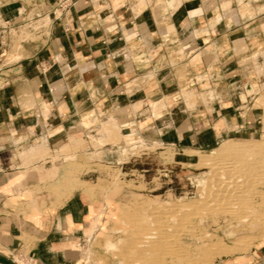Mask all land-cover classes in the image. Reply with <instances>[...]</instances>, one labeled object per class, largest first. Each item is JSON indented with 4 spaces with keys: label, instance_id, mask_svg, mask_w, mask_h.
Masks as SVG:
<instances>
[{
    "label": "crops",
    "instance_id": "obj_1",
    "mask_svg": "<svg viewBox=\"0 0 264 264\" xmlns=\"http://www.w3.org/2000/svg\"><path fill=\"white\" fill-rule=\"evenodd\" d=\"M61 1L40 0L49 32L19 44L8 34L19 7L0 5V253L28 264H81L78 246L103 206L81 189L60 202L50 191L59 173L26 169L23 150L58 153L109 115L123 139L201 149L260 129L248 93L264 84L251 65L253 55L264 62V0H180L174 10L171 0ZM182 88L213 98L194 116L184 103L153 120L149 102ZM213 264H264V243Z\"/></svg>",
    "mask_w": 264,
    "mask_h": 264
},
{
    "label": "rangeland",
    "instance_id": "obj_2",
    "mask_svg": "<svg viewBox=\"0 0 264 264\" xmlns=\"http://www.w3.org/2000/svg\"><path fill=\"white\" fill-rule=\"evenodd\" d=\"M2 4H7L11 9L19 7L17 13L21 16L14 21L16 28L12 27L8 33L14 44H19L20 41L37 42L48 34L49 8L41 7L40 0H0V5ZM153 4L157 8L163 5L160 0H154ZM1 24L4 23L0 20ZM251 65L260 77L264 76V62L259 56L251 57ZM183 93L187 95V99ZM212 94L210 91L199 93L182 88L172 97L149 102V112H152L153 120L162 123L169 106L177 104L178 107H184L185 103L187 110L194 116L198 101L203 100L206 104L212 100ZM248 94L254 95V115L260 122L258 132L229 134L210 149L162 144L155 140L144 142L141 137L133 136L123 139L116 122L118 129L113 128L116 124L110 125L109 133L102 135L98 133L100 123L99 128L89 133L87 139L78 138L79 141L71 148L61 149L57 153L48 152L47 147L41 156L23 158V166L26 169H53L55 175L59 173L58 181L50 187V191L59 194L60 202L73 191L81 189L103 206L100 215L97 214L89 221V230L85 231V236L78 246L81 251V264H213L222 256L245 253L264 243V170H261L264 168V84L258 86L252 82ZM141 112L142 116L149 114L147 111ZM122 113L128 114L126 110ZM110 116L113 115L108 117ZM249 116L254 119L251 113ZM155 132L154 134H158L162 131ZM223 140L239 144L255 142L262 145L263 148L255 152V155L251 156H254L253 158H248L247 162V166L252 170L255 165L257 169L252 173L248 167L233 169L232 160L230 162L228 158L218 160L215 166L205 165L202 161L210 152L213 153ZM106 144L117 151L113 153L115 150H109L110 146L105 147ZM200 156L206 157L200 159ZM129 160L131 162L126 168L120 170V164ZM250 160L254 165L252 161L249 163ZM257 165L262 168L258 170ZM240 169L241 171H238ZM244 171H248L250 177ZM239 175L243 177L240 179L242 182L235 181L240 178H237ZM258 175L260 178L262 176L263 180ZM256 176L259 179L256 178L255 181L253 179ZM247 177L251 179L246 181ZM243 182H249V185L253 183V188L246 184L250 189L246 191L248 188ZM236 188H239V194ZM250 191L252 194H249L253 196L248 194ZM241 196L249 197V202L248 198L243 199ZM228 199L229 202L232 200L235 206L228 203ZM218 201L221 203H217ZM238 203L239 207L246 208H237ZM15 259L28 264L21 258Z\"/></svg>",
    "mask_w": 264,
    "mask_h": 264
},
{
    "label": "bare ground",
    "instance_id": "obj_3",
    "mask_svg": "<svg viewBox=\"0 0 264 264\" xmlns=\"http://www.w3.org/2000/svg\"><path fill=\"white\" fill-rule=\"evenodd\" d=\"M178 3H179V0H177L176 2H175V0H171L168 4H169V6H172V9L171 10H174L175 9V6H177L178 5ZM171 8V7H170ZM46 21V20H45ZM259 55V54H258ZM257 56V55H256ZM256 59V58H255ZM255 61V60H254ZM258 64V63H257ZM260 64H261V62H260ZM258 91V90H257ZM184 92V91H183ZM187 92V91H186ZM185 92V93H186ZM185 93H183V95L185 94ZM182 95V96H183ZM186 95V94H185ZM186 97V99H187V95L185 96ZM188 97H189V95H188ZM159 102V101H158ZM162 103V102H161ZM154 104H155V102H154ZM154 104H152V106L154 105ZM158 104H160V103H158ZM163 105V104H162ZM162 105H160V107L159 108H161V106ZM151 106V107H152ZM155 107H156V105H155ZM157 107V109H159ZM156 109V108H155ZM109 118V117H108ZM116 124V119H115V117L114 116H110V118L108 119V120H105V121H101V125H99L100 126V130H98L99 132V134L100 135H102V134H107V133H109V127H110V125H115ZM117 127V124L113 127V128H116ZM234 127V126H233ZM99 128V127H98ZM116 129H118V128H116ZM96 131V130H95ZM111 132V131H110ZM91 136H93V135H91ZM94 136H95V134H94ZM79 141V139H77V138H75L74 136H70L69 137V139H68V142L65 144V145H62L61 147H60V149L59 150H61V149H65V148H71V147H73L77 142ZM81 142V141H80ZM80 144V143H79ZM132 145V144H131ZM133 146V145H132ZM47 147H48V145L47 144H39L38 146H36L35 148H33L32 147V149H29V150H23V152H22V158H28V157H31V156H41V155H43L44 154V151L47 149ZM263 148V146L262 145H260V144H258V143H249V142H245V143H241V144H239V143H232V142H230V141H228V140H223L222 142H221V145L219 146V147H217L216 149H214V151H213V153L212 152H210L208 155H207V158L204 160V161H202V162H204V164L205 165H207V166H212V165H214L215 166V162H218V160H225V158H228L229 160H230V162H231V160H232V162H231V165L233 166V169H235V167L237 168H242V169H244L245 167H248L247 166V162H248V158H253V157H251L253 154L255 155V152H257V151H259V150H261ZM20 152V153H21ZM212 153V154H211ZM19 154V153H18ZM21 155V154H20ZM250 156V157H249ZM201 157V156H200ZM204 157H206V156H204ZM204 157H201L200 159H203ZM199 159V158H198ZM255 159H257V158H255ZM254 159V160H255ZM259 159V158H258ZM261 159V158H260ZM215 160V161H214ZM229 160H227L226 159V161H228L229 162ZM253 160V159H252ZM252 160H250V164H251V161ZM200 161V162H201ZM214 161V162H213ZM225 161V162H226ZM258 161V160H257ZM221 162V161H220ZM224 162V161H223ZM222 162V163H223ZM228 162H226L227 164H229ZM254 162H256V161H254ZM250 164H249V166H250ZM252 164H253V161H252ZM256 164V163H255ZM225 165V164H224ZM254 165V164H253ZM264 165V164H263ZM228 166V165H227ZM229 166H230V164H229ZM231 166V167H232ZM252 166V165H251ZM256 166V165H255ZM255 166H252V168L254 167V169L253 170H255V169H257V167L255 168ZM257 166H259V165H257ZM244 167V168H243ZM261 166H259L258 167V170H260L262 167H264V166H262L261 168H260ZM237 168V169H238ZM249 169H250V173H252V169H251V167H248ZM227 170H228V168H226ZM225 169V170H226ZM231 169V168H230ZM245 170H248V169H245ZM261 170H264V168L263 169H261ZM213 171H214V169H213ZM237 170H235V172H236ZM238 171H241V169L240 170H238ZM249 171V170H248ZM248 171H244V173L246 172H248ZM233 172V171H232ZM242 172H243V170H242ZM242 172H239L240 174L242 173ZM255 172V171H254ZM256 172H257V170H256ZM255 172V173H256ZM260 172V171H259ZM259 172H258V174H259ZM209 173V172H208ZM212 173V172H211ZM262 173V172H261ZM260 173V174H261ZM237 174V173H236ZM235 173H234V175H236ZM243 174V173H242ZM241 174V175H242ZM248 174V173H247ZM246 174V175H247ZM254 174V173H253ZM253 174H251V177H252V175ZM257 174V173H256ZM233 175V174H232ZM241 175H239V176H237V178L238 177H240L239 179H237V180H235V181H238V180H240L241 179ZM264 175V172L262 173V176ZM244 176V175H243ZM255 176V175H254ZM262 176H261V178L259 177V175H258V177L260 178V179H262ZM236 177V176H235ZM246 177V176H245ZM248 177H250V175L248 174ZM248 177H247V180L246 181H248V180H250V179H248ZM257 176L256 177H254V179L253 180H257V179H259ZM207 178V177H206ZM206 178H205V180H206ZM210 178V177H209ZM243 178V177H242ZM257 178V179H256ZM213 179V178H212ZM245 179V178H244ZM243 179V180H244ZM263 180V179H262ZM260 181V180H259ZM239 182H242V180H240ZM250 183H251V181H249ZM249 182H246V183H244L245 185V187H247L246 186V184L247 183H249ZM232 183H234V182H232ZM254 183H256V182H254ZM259 182H257L256 184H258ZM264 183V182H263ZM199 184V183H198ZM253 184V183H252ZM251 184V185H252ZM260 184H262V182L260 183ZM235 185H237L236 184V182H235ZM234 185V186H235ZM240 185H242V184H240ZM247 185H249V184H247ZM251 185H249V187L251 186ZM254 185V184H253ZM204 186V185H203ZM232 186H233V184H232ZM244 186H241V187H244ZM236 187V186H235ZM245 187H244V189H245ZM252 188H253V186H251ZM250 187V188H251ZM248 188V187H247ZM255 188V187H254ZM229 189H230V187H229ZM232 189H233V187H232ZM239 189V188H238ZM237 188H236V191L238 190ZM243 189V188H242ZM221 190V189H220ZM228 190V189H227ZM241 190V189H240ZM249 191L250 189L248 188V189H246V191ZM252 190V189H251ZM213 191V190H212ZM239 191V190H238ZM237 191V192H238ZM254 191H256V190H254ZM214 192V191H213ZM219 192V191H218ZM226 191L224 190V193H225ZM230 192H232L231 190H230ZM230 192L228 193V194H230ZM244 192V190H242V193ZM252 191H250V192H248V194L249 193H251ZM257 192V191H256ZM255 192V193H256ZM207 193H209V192H207ZM220 193V192H219ZM223 193V194H224ZM232 193H234L235 194V192H232ZM231 193V194H232ZM240 192H238V194H239ZM216 194V193H215ZM221 195H222V193H220ZM237 194V193H236ZM244 194V193H243ZM246 194V193H245ZM252 194V193H251ZM254 194V193H253ZM257 194H259V193H257ZM250 195V194H249ZM260 195V194H259ZM223 196V195H222ZM232 195H230V198H232V199H234L233 197H231ZM250 196H253V195H250ZM207 197V196H206ZM218 197V196H217ZM227 197L229 198V196L227 195ZM243 199H244V197L245 198H248V202H249V197H246V196H241ZM211 200V199H210ZM218 200V199H217ZM227 200V199H226ZM252 200V199H251ZM264 200V199H263ZM263 200H261V201H263ZM212 201H213V199H212ZM231 202H229V199H228V203H232V200H230ZM234 201H235V199H234ZM241 201V200H240ZM239 200H238V202H240ZM243 201V200H242ZM244 201H247V200H244ZM213 202H215V201H213ZM216 203V202H215ZM217 203H221V202H217ZM196 204V203H195ZM232 204H234V206H235V203H232ZM231 204V205H232ZM251 204H253V203H251ZM260 204V203H259ZM218 205V204H217ZM223 205H224V203H223ZM239 203H238V207L237 208H240V209H244V207L246 208V206H243V207H239ZM245 205V204H244ZM246 205H248L247 204V202H246ZM256 205V204H255ZM202 207L204 206V205H201ZM212 206V205H211ZM205 207H207L206 205H205ZM208 207H210V206H208ZM250 207H251V205H250ZM199 208V207H198ZM201 208V207H200ZM215 208V207H214ZM218 208V207H217ZM216 208V209H217ZM220 208V207H219ZM218 208V209H219ZM235 208V207H234ZM236 208V209H237ZM222 209V208H221ZM195 210H197V209H195ZM204 210V209H203ZM207 210V209H206ZM223 210V209H222ZM227 211H229V210H227ZM232 211V210H231ZM236 211V210H235ZM172 214V213H171ZM170 214V215H171ZM169 215V214H168ZM243 216V215H242ZM162 234V233H161ZM152 236V235H151ZM177 236V235H176ZM175 237V236H174ZM170 244V243H169ZM172 245V244H171ZM224 251V250H223ZM221 253V252H220ZM165 254V253H164ZM13 262L15 263V264H23V262L21 261V260H17V259H14L13 260ZM210 262V261H209Z\"/></svg>",
    "mask_w": 264,
    "mask_h": 264
},
{
    "label": "water",
    "instance_id": "obj_4",
    "mask_svg": "<svg viewBox=\"0 0 264 264\" xmlns=\"http://www.w3.org/2000/svg\"><path fill=\"white\" fill-rule=\"evenodd\" d=\"M0 264H15L13 260L0 253Z\"/></svg>",
    "mask_w": 264,
    "mask_h": 264
},
{
    "label": "built area",
    "instance_id": "obj_5",
    "mask_svg": "<svg viewBox=\"0 0 264 264\" xmlns=\"http://www.w3.org/2000/svg\"><path fill=\"white\" fill-rule=\"evenodd\" d=\"M68 0H63V1H61V3H60V7H66V2H67Z\"/></svg>",
    "mask_w": 264,
    "mask_h": 264
}]
</instances>
